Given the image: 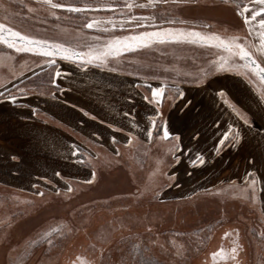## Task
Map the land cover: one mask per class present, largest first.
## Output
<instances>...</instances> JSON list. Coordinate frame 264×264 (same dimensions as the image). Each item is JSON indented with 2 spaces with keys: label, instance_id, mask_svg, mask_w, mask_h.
I'll use <instances>...</instances> for the list:
<instances>
[{
  "label": "rangeland",
  "instance_id": "1",
  "mask_svg": "<svg viewBox=\"0 0 264 264\" xmlns=\"http://www.w3.org/2000/svg\"><path fill=\"white\" fill-rule=\"evenodd\" d=\"M70 1L0 0V23L22 35L82 52L99 49L115 36L167 27L191 29L206 37L215 34L225 42L237 36L240 39L235 43L244 44L261 62L249 38L252 35L239 16L248 0H154L153 8L131 9L109 7L128 0H106L101 4L106 11L81 13L52 7ZM115 15L123 20L135 15L170 22L149 19V25L139 28L127 24L123 29L113 28L109 21H114ZM101 16L104 19H99ZM88 22L101 29H88ZM189 23H204L208 29L176 28ZM173 41H153L158 42L157 48L161 42L167 43L169 50L147 51V47L139 53L140 59L149 58L151 63L180 59L186 65L180 71L167 68L166 62L167 67L142 64L125 55L132 50L91 63L139 75L169 74L186 82L242 68L264 95V81L216 41ZM33 54L0 41V87L27 73L28 67L63 58ZM139 145L130 151L122 149L118 156L101 145L96 149L99 153L79 149L75 158L85 167L82 178L41 177L33 182L38 185L28 188L0 180V264H264V191L257 178L173 198L176 189L168 184L173 179L167 177V150L174 146L173 141L160 137L155 145ZM167 188L169 198L164 194Z\"/></svg>",
  "mask_w": 264,
  "mask_h": 264
},
{
  "label": "crops",
  "instance_id": "2",
  "mask_svg": "<svg viewBox=\"0 0 264 264\" xmlns=\"http://www.w3.org/2000/svg\"><path fill=\"white\" fill-rule=\"evenodd\" d=\"M144 1L137 0L135 4L140 8L144 7L141 5L153 8V3L148 5ZM112 20L119 28L123 16L115 15ZM150 22L140 23L149 25ZM152 22L168 24L170 21L154 19ZM245 25L253 37L249 38L255 45L257 57L261 58L258 21H253L251 28ZM183 26L208 29L204 23L176 25V28ZM156 43L130 49L132 51L125 55L130 54L126 56L145 65L161 63L167 67L168 63L167 68L178 71L186 67L180 59L170 62L167 58L164 63L140 59V52L147 47V51L169 50L165 47L167 43L161 42L158 48ZM182 45L185 43L179 46ZM51 61V64L47 61L28 67L27 73L0 87L2 182L6 179L11 186L28 188L35 187L37 183L33 182L39 178L52 179L56 173L82 178L85 167L75 158L74 149L88 151L90 148L99 153L96 149L101 145L118 156L122 149L130 151L139 144L155 145L158 138H164L157 131L158 125L166 121L169 131L180 137L179 140L164 138L174 145L167 150V177L173 179L168 184L176 189L173 198L222 184H244L252 178H257L264 191V95L244 69L216 71L204 80L186 82L169 74L161 77L139 75L100 63L82 65L64 58ZM51 65L68 73L57 80L59 87L50 82L40 88L20 84ZM155 87H162L163 97L158 104H149L144 97L151 100V89ZM221 87L224 97L217 95ZM180 92L183 96L178 95ZM10 95L16 97L15 103L7 99ZM237 113L249 118L251 125H245ZM153 118L157 129L151 126ZM229 126L239 129L242 139L218 147L221 132ZM197 132L200 135L194 138ZM198 153L204 163L197 160L193 166L192 161ZM167 191L168 188L165 198H169Z\"/></svg>",
  "mask_w": 264,
  "mask_h": 264
},
{
  "label": "snow or ice",
  "instance_id": "3",
  "mask_svg": "<svg viewBox=\"0 0 264 264\" xmlns=\"http://www.w3.org/2000/svg\"><path fill=\"white\" fill-rule=\"evenodd\" d=\"M47 3H51V0H46ZM154 0H149V3H153ZM167 2V0H164ZM249 4H253L254 6L249 8ZM137 5L132 2V0H128L127 3L123 5H110L109 7H122L131 9L136 7ZM146 6V5H141ZM52 7L66 10L70 13H81L85 11H97L99 8L93 9L91 7H77L72 4H53ZM239 16L243 19V22L249 25L251 28L253 21H258L259 29H260V48L259 51L262 53L261 62L258 63L257 59L254 58V53L246 48L244 44L235 43V41L240 38L237 36L231 37V42H225L220 37L213 34L210 37L203 36L200 32L195 30H183V29H174V28H158L154 31H141L136 34H130L127 36L121 37H113L107 44L103 45L99 49L89 48L88 51H76L70 47H65L62 44L51 43L45 40L34 39L32 37L22 35L18 31H14L12 28L7 27L5 24L0 23V41L5 44H8L10 47L16 48L19 52H33L42 54L46 57H56L63 56L64 59L73 61V62H82L84 64L91 63L93 61L106 60L109 56L119 55L122 51L126 52L132 48H139L146 44H150L153 41L159 40H174V41H186V40H200V41H216L217 46L227 49L233 55H238L240 60L244 61L243 67L250 68L251 71L257 75L261 81H264V0H248L247 4H244L243 7L239 10ZM149 19H155V17H137L135 15H128L126 20L119 21V27L121 29L125 28V25H129L130 27L139 28L141 27V21H147ZM113 28L117 27V23L115 21H109ZM93 23L89 22L86 27L91 29L93 28ZM5 33L7 35H5ZM17 41L19 43H17ZM235 51L233 52V50ZM49 64L53 63V61L49 60ZM68 75L67 72H64L61 69H57L50 77V83L54 87H59L57 84V80L61 76ZM63 91V89H60ZM152 99L149 100L148 96L144 97V100L149 104H158L160 99L163 97L162 87H155L151 89ZM178 95L183 96V93L180 92ZM218 96L224 97L225 92L221 87L217 93ZM7 99L11 100L13 103L16 102L15 96H8ZM126 115H128L126 113ZM155 115V114H154ZM239 118L243 121L245 125H251L252 121L246 116H240L237 113ZM94 118V117H93ZM151 126L153 129H157L156 119L153 118L151 120ZM159 133L163 135L165 139L170 137L175 138L177 140L180 139L179 136H176L174 133L170 132L168 129V124L165 121L164 123L159 125L157 129ZM151 135V132H149ZM199 132L195 134L194 138L199 137ZM115 138H113L114 140ZM242 139L241 133L239 129L234 126H229L225 131L221 132L220 138L218 139V147H222L225 143L229 141H237ZM179 147L177 150H179ZM78 152V149L73 150V154L75 155ZM15 159V157H13ZM199 160L200 164L204 163V160L201 158V154H197L196 158L192 161L193 166H196V161ZM59 175V173H56ZM42 195V193H41ZM215 256L216 253H213Z\"/></svg>",
  "mask_w": 264,
  "mask_h": 264
},
{
  "label": "trees",
  "instance_id": "4",
  "mask_svg": "<svg viewBox=\"0 0 264 264\" xmlns=\"http://www.w3.org/2000/svg\"><path fill=\"white\" fill-rule=\"evenodd\" d=\"M105 2H107V1L106 0H71L69 3L74 5V6H77V7H91L93 9L94 8H99V10H101V11L102 10L106 11V10L103 9V6L105 4L101 6V4H103ZM113 4H115V3H113ZM82 24L83 23H81V25ZM99 29H101V28H94L93 27L90 30L96 31V30H99ZM55 70H56V65H51L48 68H45L42 71L38 72L32 78H28V79L22 81L20 84L23 83L22 85H24V86L39 87L40 88V87H42L44 85H47L50 82V77L54 73ZM39 75L41 77H39ZM17 87H19V86H17Z\"/></svg>",
  "mask_w": 264,
  "mask_h": 264
},
{
  "label": "bare ground",
  "instance_id": "5",
  "mask_svg": "<svg viewBox=\"0 0 264 264\" xmlns=\"http://www.w3.org/2000/svg\"><path fill=\"white\" fill-rule=\"evenodd\" d=\"M226 12V11H225Z\"/></svg>",
  "mask_w": 264,
  "mask_h": 264
}]
</instances>
